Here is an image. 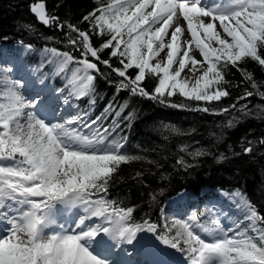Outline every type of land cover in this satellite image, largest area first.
<instances>
[{
    "label": "rangeland",
    "instance_id": "obj_1",
    "mask_svg": "<svg viewBox=\"0 0 264 264\" xmlns=\"http://www.w3.org/2000/svg\"><path fill=\"white\" fill-rule=\"evenodd\" d=\"M101 23L121 46L117 85L144 95L137 83L151 72L160 76L155 96L171 90L210 103L221 96L213 62H234L252 50L264 0H110ZM69 36L54 39L70 44L69 53L48 45L35 53L45 57L37 64L32 47L0 45V264H98L100 255L89 245L98 237L122 238L132 250L170 251L176 261L181 252L186 264H247L243 254L250 257L259 240L255 218L241 210L237 193L220 191L219 200L198 206V217L182 207L186 192L172 197L159 213L163 233L178 240L169 243L155 240L149 224L127 228L126 216L107 215L102 202L82 192L108 174V161L118 159L127 140L116 144L111 119L77 105L96 73L86 59L97 55L86 34L73 31L75 46ZM63 94L67 100L46 108L50 121L41 124L42 100ZM33 189L41 197H32ZM71 216L74 224L67 225ZM91 218L93 224L83 225ZM113 259L104 262L116 264Z\"/></svg>",
    "mask_w": 264,
    "mask_h": 264
},
{
    "label": "trees",
    "instance_id": "obj_2",
    "mask_svg": "<svg viewBox=\"0 0 264 264\" xmlns=\"http://www.w3.org/2000/svg\"><path fill=\"white\" fill-rule=\"evenodd\" d=\"M38 1L53 26L45 28L31 15ZM109 6L110 0H0V45L30 46L38 62L45 57L35 53L48 45L69 53L70 44L54 39L65 41L76 31L86 34L96 51V60L86 59L96 73L77 105L108 116L116 144L126 138L127 144L118 159L108 161V174L94 178L84 192L114 215L128 214V226L150 224L170 243L176 239L163 233L159 213L172 197L186 192L183 204L198 217L194 200L201 204L218 199L219 191L237 193L241 210L247 207L255 218L259 240L244 261L264 264V23L252 50L234 62H213L221 96L203 103L171 90L155 96L160 76L151 72L137 83L144 95L117 85L113 70L119 68L121 46L101 23Z\"/></svg>",
    "mask_w": 264,
    "mask_h": 264
},
{
    "label": "bare ground",
    "instance_id": "obj_3",
    "mask_svg": "<svg viewBox=\"0 0 264 264\" xmlns=\"http://www.w3.org/2000/svg\"><path fill=\"white\" fill-rule=\"evenodd\" d=\"M172 4V3H171ZM175 4V2H174ZM172 6V5H171ZM175 6L171 7V11L170 13H172V10H176V8H174ZM173 11V12H174ZM26 95H30V93H27ZM67 100V95L63 94V97H54L52 99L49 98H45L43 101V103L41 104L42 106H40L41 108L39 109V113L37 114L39 117V121L41 124H45L47 121H50L49 117H47V115H45L47 113L46 108H51V110H55L56 109V105L61 104V102H64ZM34 101V100H33ZM45 103V104H44ZM29 107V106H28ZM32 107V106H31ZM37 108H31V110H36ZM45 110V111H44ZM50 110V111H51ZM44 112V113H42ZM46 112V113H45ZM53 112V111H52ZM45 130V129H44ZM56 133V132H55ZM9 211V210H8ZM87 212V210L85 211V213ZM6 213V212H5ZM4 213V214H5ZM3 214V215H4ZM12 217L13 215L11 213H9ZM76 214H80V215H84V212H79L76 211ZM88 214V212L84 215V217H86V215ZM76 215V216H77ZM7 216V215H6ZM80 216H78L76 218V220L79 218ZM57 218V216H56ZM82 218V217H81ZM60 219L64 220L65 218H61ZM74 220L75 218L73 216H71L70 218V223L68 222L67 225H71L74 224ZM93 222H95L94 219H88L86 221L85 224L83 225H91L93 224ZM3 223V222H1ZM105 223H109V222H105ZM82 224V223H81ZM82 225V226H83ZM34 228V227H32ZM145 229V228H144ZM1 230V229H0ZM63 230V229H62ZM60 232H64L63 231ZM149 229H147L148 231ZM35 232V231H34ZM62 235V234H61ZM151 236L157 240L158 242H162L161 239H158L156 236H154L153 232H151ZM58 238V237H57ZM90 244L93 248V250L96 251L97 249V253L100 255V259H97L96 261H98V264L105 263L104 260L107 262V258H108V254L112 251V253L118 257L116 259H118V261H115L116 264H120L121 261L123 262L122 264H180L178 262H176V259H174V256L172 255V253L169 251L164 250L160 251L159 253H155L156 247L155 249L153 248L150 252H148V250L146 249L145 246L138 248V250H132L130 247V244H125L122 241V238L117 239V240H113L112 242H108L106 240V238H97V240H89ZM104 243V244H103ZM131 243H133L131 241ZM106 244L110 245L111 250L108 246H105ZM108 249L110 252H108ZM177 256H179V254H177ZM96 258H94L95 260ZM155 259V262H151L150 260ZM97 263V262H96ZM106 264V263H105ZM205 264V263H204Z\"/></svg>",
    "mask_w": 264,
    "mask_h": 264
},
{
    "label": "water",
    "instance_id": "obj_4",
    "mask_svg": "<svg viewBox=\"0 0 264 264\" xmlns=\"http://www.w3.org/2000/svg\"><path fill=\"white\" fill-rule=\"evenodd\" d=\"M30 13L35 17L37 23L45 28H49L52 23L47 16L45 4L41 1L36 2L30 7ZM32 193L36 196H40L36 189L32 190Z\"/></svg>",
    "mask_w": 264,
    "mask_h": 264
}]
</instances>
